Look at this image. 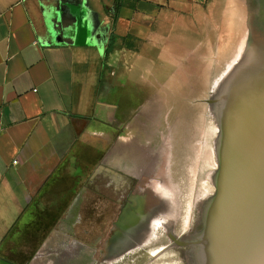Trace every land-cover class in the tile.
I'll return each mask as SVG.
<instances>
[{
    "label": "crops",
    "instance_id": "crops-1",
    "mask_svg": "<svg viewBox=\"0 0 264 264\" xmlns=\"http://www.w3.org/2000/svg\"><path fill=\"white\" fill-rule=\"evenodd\" d=\"M230 2L0 0V264H97L156 76Z\"/></svg>",
    "mask_w": 264,
    "mask_h": 264
},
{
    "label": "rangeland",
    "instance_id": "rangeland-1",
    "mask_svg": "<svg viewBox=\"0 0 264 264\" xmlns=\"http://www.w3.org/2000/svg\"><path fill=\"white\" fill-rule=\"evenodd\" d=\"M247 1L231 0L229 7L215 11L221 17L213 25H197V32L173 43L175 57L167 58L165 72L156 76L159 85H164L156 94L159 103L152 102L148 107L151 116L146 127L143 125L142 136L134 139L135 144L142 142L144 149L135 155L142 159L134 162V173L142 172L141 167L147 169L149 181H134L131 188L142 193L150 186L153 194L165 198L176 238L202 230L199 207L216 192L213 177L219 169V128L213 115L212 94L225 72L247 60ZM150 203L153 206L152 199ZM102 230L97 228V237L106 236ZM159 236L158 243L119 262L108 263L101 247L97 263L189 264V246H176L162 230Z\"/></svg>",
    "mask_w": 264,
    "mask_h": 264
},
{
    "label": "water",
    "instance_id": "water-1",
    "mask_svg": "<svg viewBox=\"0 0 264 264\" xmlns=\"http://www.w3.org/2000/svg\"><path fill=\"white\" fill-rule=\"evenodd\" d=\"M246 10L247 60L225 72L212 94L219 128V169L213 177L216 192L199 207L200 232L183 238L167 233L176 246H189L195 264H264V0H248ZM223 78L225 85L220 82ZM161 197L149 186L132 198L133 204L122 209L116 227L103 243L105 256L101 257L108 263L119 262L158 243L160 237L158 242L125 253L123 246L133 235L129 233L146 215H153L152 220L165 217L173 234L174 224L168 218L172 212Z\"/></svg>",
    "mask_w": 264,
    "mask_h": 264
},
{
    "label": "bare ground",
    "instance_id": "bare-ground-1",
    "mask_svg": "<svg viewBox=\"0 0 264 264\" xmlns=\"http://www.w3.org/2000/svg\"><path fill=\"white\" fill-rule=\"evenodd\" d=\"M224 80H225L224 78L220 79V82L224 84ZM156 208H158V207L156 206ZM132 210H133V208H132ZM137 210H139V209H137ZM135 212H136V210H133L132 213H135ZM143 212H146V211L143 210ZM152 216L153 215H150V216L146 215L143 218L139 219L140 225L137 224V225H139L138 228H135V230H133L129 233V234H133V235L131 238H130V236L128 237V241H127L126 245L124 244V246H123L124 250L126 251L125 253H127L129 250L131 252V250H133L135 248L146 247V246L150 245V243L158 242V239L160 237L159 235L161 234V230L163 232L168 233L170 235V237H171V235H173V234H171L172 226L165 217H160L158 220L156 217V218H153V220H152V218H151ZM137 219H138V216L136 215L134 220H137ZM159 229H160V231H159ZM157 231H159V232L157 233ZM186 258L189 261V264H193V263L195 264V262H194L195 258H194L193 252L187 253Z\"/></svg>",
    "mask_w": 264,
    "mask_h": 264
},
{
    "label": "flooded vegetation",
    "instance_id": "flooded-vegetation-1",
    "mask_svg": "<svg viewBox=\"0 0 264 264\" xmlns=\"http://www.w3.org/2000/svg\"><path fill=\"white\" fill-rule=\"evenodd\" d=\"M144 150V149H143ZM141 169H142V174H143V181H147L148 179H149V172H148V170L147 169H145V170H143V168L141 167ZM147 170V171H146ZM147 172V173H146ZM135 181H139V179H136ZM149 181V180H148ZM140 182V181H139ZM140 194V192L139 191H137L136 193H135V190L132 188V189H130V191H129V193L127 194V196H126V203H125V206L124 207H127V204H130V202H131V199L132 198H135L137 195H139ZM132 203V202H131ZM133 204V203H132ZM123 207V208H124ZM122 213V212H121ZM121 215V214H120Z\"/></svg>",
    "mask_w": 264,
    "mask_h": 264
},
{
    "label": "built area",
    "instance_id": "built-area-1",
    "mask_svg": "<svg viewBox=\"0 0 264 264\" xmlns=\"http://www.w3.org/2000/svg\"><path fill=\"white\" fill-rule=\"evenodd\" d=\"M13 164L16 165L17 164V161H13Z\"/></svg>",
    "mask_w": 264,
    "mask_h": 264
}]
</instances>
